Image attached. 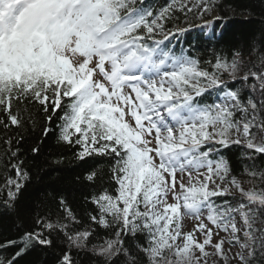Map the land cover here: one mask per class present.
<instances>
[{
	"label": "snow or ice",
	"instance_id": "snow-or-ice-1",
	"mask_svg": "<svg viewBox=\"0 0 264 264\" xmlns=\"http://www.w3.org/2000/svg\"><path fill=\"white\" fill-rule=\"evenodd\" d=\"M215 6L216 0H170L154 12L137 7V0H0V124L5 130L21 127L20 105L29 103L42 106L51 122L66 104L60 138L72 144L76 135L80 159L94 153L115 159L116 194L93 197L99 216L91 217L115 228L113 239L91 249L105 264L121 255L136 264L123 236L137 232L147 235L141 249L147 264H209L210 257L217 258L213 264H264V169L255 163L245 168L250 185L245 189L230 175L229 162L217 155L218 145L234 144L246 149L250 160L264 157V52L254 50L259 62L244 71L241 81L251 92L242 97L239 89L222 83V76L236 79L243 53L234 52L230 60L216 57L208 71L156 39L175 34L166 26L178 19L176 12L187 22L190 13L201 18ZM208 89L222 95L201 103L196 98ZM17 153L9 147L6 154L16 158ZM22 164L5 162L15 173L0 186L8 207L28 179ZM233 189L242 197L235 205L213 199ZM65 211L75 221L71 210ZM184 217L198 221L191 231H182ZM37 224L63 232L69 249L87 248L92 235L69 232L59 222L37 219ZM214 237L219 239L213 242ZM22 243L15 256L53 241L38 229L25 232ZM15 244L10 240L0 247ZM14 259H0V264ZM60 264H75L70 250Z\"/></svg>",
	"mask_w": 264,
	"mask_h": 264
},
{
	"label": "trees",
	"instance_id": "trees-1",
	"mask_svg": "<svg viewBox=\"0 0 264 264\" xmlns=\"http://www.w3.org/2000/svg\"><path fill=\"white\" fill-rule=\"evenodd\" d=\"M143 2L156 12L168 5L170 0H137V5ZM213 12L219 17L212 32L216 34V38L210 41L199 30H190L185 34L183 47L187 49V55L198 60L200 67L208 71L213 70L210 62L216 57L223 56L230 60L234 52L243 53L236 79L233 80L227 73L223 74L222 79L228 88L239 89L241 96L246 97L251 89L249 85L242 83L241 78L248 65L259 62V52H264V0H216V6L211 13ZM211 13H204L201 18L190 13L185 22L183 14L176 12L178 19L169 23L166 29L178 26L189 28ZM222 22L224 27L218 35ZM200 98L206 103L214 100L209 94ZM20 108L25 117V123L21 127L10 126L5 130L0 124V186L4 184L6 176L15 175L14 171L5 168L8 160L23 161L22 168L28 174L13 207L5 205L6 192L0 190V245H7L10 240L16 241L15 245L0 247V259L15 257L13 264H60L63 254L70 250L75 264H105L104 259L93 254L91 249L93 245L102 244L105 239H113L115 228H105L93 223L91 217L99 216L93 197L103 192L116 194L117 185L112 172L115 159L111 155L95 153L80 159L77 154L81 151V146L74 143L76 135L72 136V144L60 138L61 125L64 123L61 117L68 110L66 104H62L61 110L53 115L51 122L47 120V114L39 104H22ZM2 119L4 114L0 112V120ZM45 128L49 129L46 135ZM6 139H11L10 146L5 144ZM9 147L14 151L18 149L16 158L6 154ZM217 147L220 148L217 155L229 162L230 175L248 187L249 177L244 171L245 168L255 163L258 168L264 169V157L257 155L254 161L250 160L245 154L247 150L241 146L232 144L228 147ZM34 148L38 151L33 152ZM91 173H95V177L89 180L87 177ZM236 198L233 195L215 197L217 204L228 202L233 205L241 199ZM65 208L71 210L75 221L68 216ZM37 219L54 225L57 222L67 224V231L72 233L91 231L88 247L69 249L63 232L58 229L51 232L42 229L37 224ZM38 229L45 231L53 241L52 245L33 244L20 256H15L23 247L24 233ZM123 239L124 247L136 258V264H147V258L141 250L148 243L146 233L137 232L135 235L123 236ZM113 259L114 264H128V257L125 255Z\"/></svg>",
	"mask_w": 264,
	"mask_h": 264
},
{
	"label": "rangeland",
	"instance_id": "rangeland-1",
	"mask_svg": "<svg viewBox=\"0 0 264 264\" xmlns=\"http://www.w3.org/2000/svg\"><path fill=\"white\" fill-rule=\"evenodd\" d=\"M217 17V14L216 13H211L210 16H207V18H203V20H201L197 26L198 27H201L202 25H206V23H211L212 21H214ZM211 25H209L207 28H203L202 30L205 32H208L211 28H209ZM178 32V31H177ZM228 75V73H227ZM243 187L245 189L249 188L247 184L243 183ZM230 194H235L237 195V197H240L239 193L235 191V189L232 190V193ZM242 199V197H240ZM171 202V199L170 201ZM255 207V205L253 206ZM205 222L207 223V221L205 220ZM198 223L197 220L195 219H192V218H189V217H184L181 221V224H182V231L183 232H188V231H191L194 226ZM197 237L202 239V237L200 236L199 233H196ZM221 235H223V233H221ZM216 239H219V237H214L213 239V242H215ZM226 248L228 247L227 245L225 246ZM209 251H211V249H208ZM236 249H233V251H235ZM199 253H197L198 255ZM229 256H231V253H229ZM217 258L216 257H210L209 258V264H213V262L216 260ZM229 264H235V261H232V260H229Z\"/></svg>",
	"mask_w": 264,
	"mask_h": 264
},
{
	"label": "bare ground",
	"instance_id": "bare-ground-1",
	"mask_svg": "<svg viewBox=\"0 0 264 264\" xmlns=\"http://www.w3.org/2000/svg\"><path fill=\"white\" fill-rule=\"evenodd\" d=\"M146 7L151 9V7L148 4L146 5ZM213 95H214V97H217L219 94L218 93H213Z\"/></svg>",
	"mask_w": 264,
	"mask_h": 264
}]
</instances>
